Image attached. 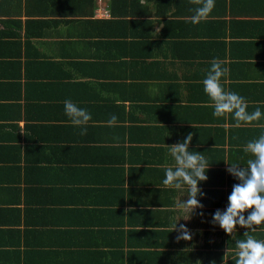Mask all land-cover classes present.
I'll use <instances>...</instances> for the list:
<instances>
[{
	"label": "crops",
	"instance_id": "1",
	"mask_svg": "<svg viewBox=\"0 0 264 264\" xmlns=\"http://www.w3.org/2000/svg\"><path fill=\"white\" fill-rule=\"evenodd\" d=\"M196 7L0 0V264H234L245 231L264 240V224L229 235L211 223L239 183L227 168L247 166L243 146L264 117L240 127L231 114L214 117L202 84L222 60L224 89L264 113V0H215L193 24ZM133 42L140 52L121 54ZM66 99L91 114L86 135ZM189 133V151L210 164L203 208L188 217L176 207L187 187L162 181L176 167L168 146ZM175 224L192 239L178 241Z\"/></svg>",
	"mask_w": 264,
	"mask_h": 264
},
{
	"label": "clouds",
	"instance_id": "2",
	"mask_svg": "<svg viewBox=\"0 0 264 264\" xmlns=\"http://www.w3.org/2000/svg\"><path fill=\"white\" fill-rule=\"evenodd\" d=\"M190 2L197 6L194 14L186 18L193 24L207 19L215 7V0H190ZM223 65L224 61L213 59L202 81L203 91L214 106L213 116L220 118L231 114L235 127H240L242 124L252 125L253 122L261 120L264 113L260 107L249 113L247 101L242 96L224 89L221 78L228 76L230 69ZM64 113L73 126L81 129L79 135L87 134L86 126L92 117L86 109L79 108L70 99H66ZM117 119L115 115H111L107 125L115 126ZM191 140L192 134L189 133L183 142L168 146L176 167L166 168L165 178L162 181L168 188L183 190L187 187L188 199L185 202L180 200L176 207L186 212L188 217L196 209L203 208L197 199L198 195H204L198 183L208 179L206 172L210 164L202 153L189 151ZM243 151L252 158L248 159L246 167L229 165L227 172L239 183L233 185L227 198L226 209L224 211L217 209L212 215L211 223L218 225L229 235L236 230L237 225L254 232L257 227L264 224V132H261L258 138L247 142L243 146ZM245 212H249L246 218ZM200 215L203 213L201 212ZM173 230L179 233L176 237L178 241L192 239L190 231L183 224L178 229L175 224ZM243 237L235 243L234 264H264V240L255 238L249 231H245Z\"/></svg>",
	"mask_w": 264,
	"mask_h": 264
},
{
	"label": "trees",
	"instance_id": "3",
	"mask_svg": "<svg viewBox=\"0 0 264 264\" xmlns=\"http://www.w3.org/2000/svg\"><path fill=\"white\" fill-rule=\"evenodd\" d=\"M124 22V21H123ZM122 22V23H123ZM141 24H143V23H141ZM149 28V27H148ZM148 28L146 29V27L145 28H142V29H145L143 32H142V35H144V36H147V33H148ZM121 32H123V30L122 29H119ZM128 35H130V36H133V35H135V34H133V35H131L130 33H128ZM148 35H151L150 33L148 34ZM136 36V35H135ZM134 37V36H133ZM137 44H135L134 42L133 43H131L130 45H127V43H126V45L124 46V50H122V53L121 54H123V55H127V56H132V55H134V54H136L137 53V51H138V48H137V46H136ZM143 47L144 48H146L145 49V51L148 49V48H151L152 46H150L148 43L146 44V45H143ZM143 48V49H144ZM144 51V52H145ZM138 52H140V51H138ZM19 193V192H18ZM39 218H41V214H40V216H38Z\"/></svg>",
	"mask_w": 264,
	"mask_h": 264
}]
</instances>
